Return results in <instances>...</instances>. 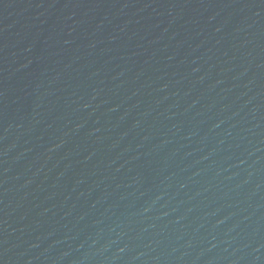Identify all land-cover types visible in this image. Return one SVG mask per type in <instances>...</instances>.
<instances>
[{
  "label": "water",
  "instance_id": "obj_1",
  "mask_svg": "<svg viewBox=\"0 0 264 264\" xmlns=\"http://www.w3.org/2000/svg\"><path fill=\"white\" fill-rule=\"evenodd\" d=\"M91 264H264V0H108Z\"/></svg>",
  "mask_w": 264,
  "mask_h": 264
}]
</instances>
